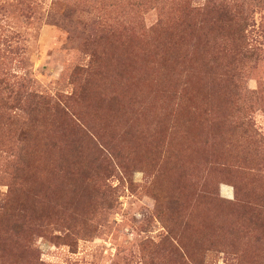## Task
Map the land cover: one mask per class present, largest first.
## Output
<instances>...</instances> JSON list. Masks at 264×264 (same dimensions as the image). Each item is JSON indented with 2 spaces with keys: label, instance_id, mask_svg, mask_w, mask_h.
I'll return each mask as SVG.
<instances>
[{
  "label": "rangeland",
  "instance_id": "rangeland-1",
  "mask_svg": "<svg viewBox=\"0 0 264 264\" xmlns=\"http://www.w3.org/2000/svg\"><path fill=\"white\" fill-rule=\"evenodd\" d=\"M0 264H264V0H0Z\"/></svg>",
  "mask_w": 264,
  "mask_h": 264
}]
</instances>
